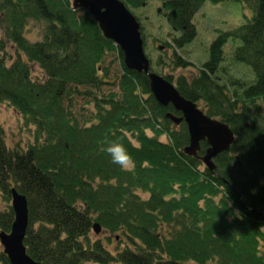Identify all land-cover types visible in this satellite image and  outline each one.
<instances>
[{"label": "trees", "instance_id": "1", "mask_svg": "<svg viewBox=\"0 0 264 264\" xmlns=\"http://www.w3.org/2000/svg\"><path fill=\"white\" fill-rule=\"evenodd\" d=\"M121 1L129 10L148 2ZM159 1L158 12L173 30L168 33L172 42L165 44L172 63L190 66L177 49L196 38L194 17L208 0ZM234 1L243 2L252 16L220 34L196 77L161 75L146 55L153 72L233 130V144L213 159L211 171L199 159L206 142L197 156L184 152L186 125L166 116L180 113L156 101L144 73L124 66L122 52L103 36L87 9H75L72 0H0V104L35 129L33 143L11 149L0 124V193L7 202L13 187L25 195L29 222L24 244L34 260L264 264V0ZM30 21L45 23L41 40L28 38ZM141 29L140 24L145 48ZM229 37L240 39L234 60L253 69V82H220ZM111 53L121 73L118 91L105 94L103 87L112 83L104 62ZM79 96L91 106L84 122L76 113ZM115 141L132 154L133 171L121 169L104 151ZM13 219L10 205L0 210V231L9 232ZM96 222L104 232L123 236V246L112 251L93 238ZM0 264H10L1 246Z\"/></svg>", "mask_w": 264, "mask_h": 264}, {"label": "rangeland", "instance_id": "2", "mask_svg": "<svg viewBox=\"0 0 264 264\" xmlns=\"http://www.w3.org/2000/svg\"><path fill=\"white\" fill-rule=\"evenodd\" d=\"M161 4L159 0H148L147 4L143 7L131 8L130 11L139 19L142 26L141 31L146 38L144 51L151 59L153 70L161 75H170L173 80L179 75H184L187 78L196 77L203 63L209 58L211 44L220 34L233 31L252 16V10L240 1L224 0L218 3L206 1L194 17V22L197 26L196 38L182 49H177L182 60H186L191 64L183 68L173 65L171 49L165 47L166 42H172L168 33H172L173 30L164 14H162V11L161 13L158 12ZM44 26L45 23L30 21L26 29L28 38L31 41L41 40ZM1 31L2 29L0 28V35H2ZM240 45V39L235 37H229L224 45V60L221 65L223 72L220 79L222 84L228 83L230 78L248 82H253L256 78L253 69L249 65L234 60L235 50ZM159 46H162V49L159 50ZM10 48L9 52L13 56H16L14 47ZM159 57H162V64L156 65L155 61ZM104 66L109 69V81L112 84L104 86L103 92L105 94L110 91L117 92L116 81L121 73L117 55L111 53L106 56ZM235 87H239V85L236 84ZM260 104V114L264 120V102ZM199 105H201L200 107L203 106L202 103ZM86 108H91L88 104V99L84 96H79L77 98L76 113L81 122L90 117V110ZM0 124L6 131V142L11 149L18 145L27 147L34 142V127H27L23 117L6 104H0ZM161 139L165 140V137L163 136ZM142 196L147 197L146 194H142ZM9 205L11 207V202L5 201L0 193V210L7 209ZM92 235L93 238L103 240L112 251L122 247L124 244V242L122 243L124 237L120 234H110L101 229L99 234L95 235L92 232Z\"/></svg>", "mask_w": 264, "mask_h": 264}, {"label": "water", "instance_id": "3", "mask_svg": "<svg viewBox=\"0 0 264 264\" xmlns=\"http://www.w3.org/2000/svg\"><path fill=\"white\" fill-rule=\"evenodd\" d=\"M72 3L75 9L88 10L98 23L103 36L112 40L122 52L123 64L127 69L147 76L150 91L156 101L162 106L171 105L174 111L180 113V116L172 113H167L166 116L176 125L185 123L188 145L184 152L197 156L200 143L206 142L207 147L199 159L212 171L215 168L213 159L228 151L234 142L235 134L229 125L205 114L194 101L181 95L173 83L151 70L144 52L140 24L121 0H72ZM10 196L14 221L10 232H0L4 253L11 264H41L27 254L23 243L28 225L26 197L15 188H11ZM93 230L98 233L100 225L94 223Z\"/></svg>", "mask_w": 264, "mask_h": 264}, {"label": "clouds", "instance_id": "4", "mask_svg": "<svg viewBox=\"0 0 264 264\" xmlns=\"http://www.w3.org/2000/svg\"><path fill=\"white\" fill-rule=\"evenodd\" d=\"M114 164L120 166L124 171L131 172L134 170L135 162L132 154L128 151L127 147L119 141L110 142L104 148ZM255 191V190H254Z\"/></svg>", "mask_w": 264, "mask_h": 264}]
</instances>
